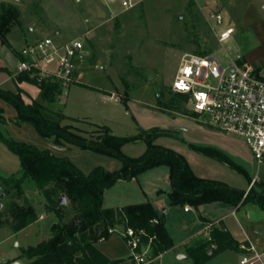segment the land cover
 Instances as JSON below:
<instances>
[{"label":"rangeland","instance_id":"1","mask_svg":"<svg viewBox=\"0 0 264 264\" xmlns=\"http://www.w3.org/2000/svg\"><path fill=\"white\" fill-rule=\"evenodd\" d=\"M121 1L0 0V12L8 3L15 4L21 11L19 20L14 22L9 34L16 48L23 44L21 32L32 40L45 36L62 42L76 37L84 39L89 55L80 72V82L70 85V92L61 93L57 98L59 109L67 114L88 116L91 120L100 121L97 119H103L106 112V123L118 136L153 128L165 130L168 134L160 135L154 143L185 156L194 172L201 177L222 180L235 187L247 179L245 174L226 162L194 150L191 144L217 148L243 166L250 176L264 177V164L258 163L244 139L222 131L213 118L193 110L188 95L171 88L184 53L213 54L226 65L230 58L244 54L242 48L251 34L238 25L231 39L221 43L207 19L205 10L210 7L204 0H144L131 9H124ZM248 1L221 0L219 10L228 11L231 21L237 22ZM8 51L9 48L0 43L2 61H6L5 52ZM4 63L9 65L8 61ZM36 84L40 85L39 82ZM103 90H114L120 100H103ZM127 101L128 106L125 104ZM15 114V107L7 105L4 115L8 124L0 123V129L13 139L67 157L85 173L96 166L107 170L122 166L120 159L91 149L72 145L60 150L52 139L43 138L30 123L18 125L10 120ZM78 125L87 128L85 120ZM0 142L8 147L2 140ZM147 147L142 140L126 143L121 150L129 156H139ZM10 152L5 156L0 154V174L8 176L14 172L16 176H21L19 158ZM164 168L169 169L167 165ZM122 184L130 186L126 181ZM23 187L24 194L20 198L15 190L4 195L0 187V216L7 220L11 202L16 200L21 204H33L39 218L19 231L9 224H0V264H29L30 259L24 250L48 239L53 234V225L58 221L57 214L50 211V204L32 178H26ZM116 191V187L109 189L107 203H116ZM68 204L69 201L63 205H66V219L71 220L76 211L72 204ZM221 205L229 206L227 203ZM231 216L240 235L245 234L237 220L251 237L260 236V243L264 246L263 228L258 227L257 223L255 226L252 224L264 220V210L257 206L244 207L236 216ZM97 246L111 256L122 257L118 264H133L129 257L131 250L119 233L98 241ZM173 256L172 253L165 255L163 264H171L169 257Z\"/></svg>","mask_w":264,"mask_h":264},{"label":"trees","instance_id":"2","mask_svg":"<svg viewBox=\"0 0 264 264\" xmlns=\"http://www.w3.org/2000/svg\"><path fill=\"white\" fill-rule=\"evenodd\" d=\"M20 15L21 11L15 4H4L0 12L2 43H8L7 35ZM18 79L37 83L36 78L27 72L20 73ZM40 87L46 98L52 96L60 85L50 78L43 81ZM0 97L16 108L18 123H30L43 138H53L57 145L91 149L122 161V166L116 170L96 166L85 173L69 158L56 155L50 149H42L34 144L13 139L0 130V140L19 157L22 171L21 176H0V187L4 195L15 190V194L20 198L24 194L25 179L32 178L50 204V211H54L58 216V221L53 225V234L24 250V254L30 259L29 264H117L122 260L111 259L97 246V242L104 235L108 239V229L119 224L143 229L148 236L155 235L153 246L156 253L173 247L174 243L165 227V215L159 216L150 201L118 208L103 206L107 189L120 180L130 181L140 173L159 165H167L170 168L172 191L169 196L172 205L188 203L198 208L205 203L221 201L232 206L254 204L264 209L262 181L255 180L246 190L233 187L222 180L197 175L185 156L172 148L154 143L160 135L168 134L165 130L153 128L127 136H118L106 126L87 131L73 124L63 123L66 115L60 110L51 109L41 101L26 102L21 89L14 92L0 88ZM3 118V109L0 108V119ZM138 140H144L148 145L143 154L129 156L122 152L124 144ZM191 147L226 162L248 176L245 168L236 164L219 149L195 144H191ZM62 194L66 195L68 205L72 204L76 211L71 220L66 219V205L56 207ZM38 218L33 204H21L14 200L10 205L9 218L6 220L0 216V224H9L12 229L19 231ZM154 219H158V222H154ZM210 235L211 241L205 236L187 246L195 264H202L226 249L239 247L240 242L233 238L222 223H214ZM211 242L217 244L213 256L207 254Z\"/></svg>","mask_w":264,"mask_h":264},{"label":"built area","instance_id":"3","mask_svg":"<svg viewBox=\"0 0 264 264\" xmlns=\"http://www.w3.org/2000/svg\"><path fill=\"white\" fill-rule=\"evenodd\" d=\"M144 0H122L124 9H131ZM207 19L217 39L227 42L235 33L234 24L216 8H208ZM18 72H27L41 84L52 79L63 88L79 82L80 71L89 51L80 37L59 41L52 36L28 40L19 50ZM171 88L187 94L195 112L213 118L222 131L237 135L249 145L259 164H264V64L240 62L230 58L225 65L213 54L184 53ZM113 99H119L114 93ZM120 100V99H119ZM185 209H190L185 205ZM158 222V219H154ZM108 229V234L119 233L131 250L133 264H162L164 251L155 252V235L145 230L120 224ZM213 222L206 224V238L212 240ZM106 235L100 240H106ZM241 264H264V249L260 250L246 237L240 241ZM217 244L211 242L207 254L213 256Z\"/></svg>","mask_w":264,"mask_h":264},{"label":"crops","instance_id":"4","mask_svg":"<svg viewBox=\"0 0 264 264\" xmlns=\"http://www.w3.org/2000/svg\"><path fill=\"white\" fill-rule=\"evenodd\" d=\"M204 1H205L204 3L209 4L207 7H212L216 9H219L221 3V0H204ZM207 7L204 8L206 9ZM207 9L205 11H207ZM222 12L225 14L226 18L229 21H231V19L228 16L229 14L228 11L225 10ZM232 23L235 26V31H236V27L238 25H241L244 31L246 30L248 31V33L251 34L250 36H248V40L246 39V43L242 48V51L244 50L243 51L244 54L238 55L236 58H239L240 62L264 64V0H249L246 7L243 9L240 19L237 22H232ZM10 32L7 35L8 38L7 44L2 43V41L0 40V43L2 44L3 47L7 46L9 48V51L5 52V58L6 61H8L9 65L7 63H4L6 61L5 60L2 61L0 57V88L11 90L14 92H17L19 89H21L22 95L26 102H32L34 100L41 101L51 109L62 111L66 115V119L63 121V123L65 124H73L75 127L87 131H90L95 128H99L101 126H106L110 129L112 133L116 134L112 129L111 125L106 123L108 117L106 112H104L105 109L101 108L104 112V116L103 119H97L100 121L91 120L88 116H72L67 114L61 108L59 109L57 105V98L61 93L68 94L71 90L70 87L63 88L60 86L56 91L52 93V96L45 98L43 94V89L42 87H40V85L34 82H29L27 80L18 79L20 72L16 70V67L18 66L20 60L19 50L26 41L32 39H30L29 35L21 32V34H23L22 35L23 44L20 48H16L15 41L9 38ZM85 64L86 61L82 66L83 68L85 67ZM114 90L112 92L103 90L104 92V94L102 95L103 100L106 101L112 99L110 95L114 93ZM128 101L127 103H125L127 106H128ZM7 105H11V104L6 102L4 99L0 97V108L3 109V117H4L3 119H0V123L5 126L8 124V119L4 115V111L6 110ZM17 116H18V112L16 110L15 117L10 118V120H14V122H16L18 125H22V123L17 122ZM79 120L80 121L85 120L87 128H81L78 125V123L80 122ZM48 139H52L53 144L60 150L71 148L70 146L67 145H57L54 142L53 138H48ZM140 141L142 140H138L134 143H138ZM10 151L11 150L5 144L3 143L1 144L0 142V154H2L3 156L9 155L11 154ZM164 166L165 165H159L153 167L149 170L140 173L134 179L130 181H126L127 183L129 182L128 185L130 186H126L122 184L124 180L118 181L114 186L111 187V188L116 187L118 189V192L116 191L114 195V199H115L114 202L116 203H110V204L107 203V199H108L106 198L107 193L111 188L105 191L103 198V206L113 207V208L150 201L154 205L159 216H161L162 214L165 215V227L174 245L170 249L163 252L161 258L162 264H163V260L165 262V259H163L165 255L170 253L174 255L173 258L169 257L171 264H195L193 258L190 256L188 252L187 246L193 245L197 241V239L205 238L206 236L205 228L208 222H213L215 224L222 223V225L225 226V228L231 233L234 239L240 242L244 238L249 237L254 242L255 245L256 244L258 245L257 246L258 249L260 250L264 249V246H262L260 243L261 242L260 236L259 237L257 236L255 238L251 237L247 233L241 222H239V220L236 219L245 234L244 236L240 235L239 229L237 228V224L235 223V221L231 216V215L236 216L237 212H239L244 207H248V208H252V206L259 207L258 205L245 204V205L232 206L229 204V206H222L221 204L225 202L216 201L211 203H205L200 205L198 208H195L192 205L186 203L187 205L190 206V209L188 210L185 209L186 204L172 205L169 196V193L172 191V184L170 180V168L169 169L164 168ZM18 167H19L18 170L21 171L20 160ZM12 174L15 173L13 172ZM247 174L248 176L245 182L240 184L239 187L237 188L248 190L250 186H252L255 180H259L264 183V177H257V176L252 177L249 175L248 171ZM0 176H4V175L0 174ZM251 177L253 178L252 182H250ZM206 205H210V206H206ZM256 223L258 227L263 228L262 230L264 231V220L253 222L252 223L253 226H255ZM104 253L107 256H109L111 259L123 260L122 257L111 256L106 252ZM129 257L131 260L130 254ZM240 260H241V249L240 247H238L237 249H231V248L226 249L216 254L212 258L208 259L207 261L203 262L202 264H241Z\"/></svg>","mask_w":264,"mask_h":264},{"label":"water","instance_id":"5","mask_svg":"<svg viewBox=\"0 0 264 264\" xmlns=\"http://www.w3.org/2000/svg\"><path fill=\"white\" fill-rule=\"evenodd\" d=\"M14 1H17V0H14ZM162 103V102H161ZM67 197H66V195L65 194H62L61 196H60V198L58 199V202H57V204H56V207H61L63 204H66L67 203ZM1 207H2V202L0 203V209H1Z\"/></svg>","mask_w":264,"mask_h":264}]
</instances>
